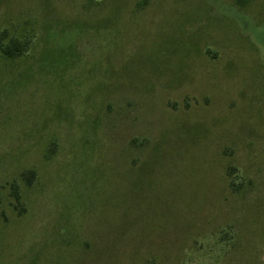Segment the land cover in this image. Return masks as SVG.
Listing matches in <instances>:
<instances>
[{
	"label": "rangeland",
	"instance_id": "obj_1",
	"mask_svg": "<svg viewBox=\"0 0 264 264\" xmlns=\"http://www.w3.org/2000/svg\"><path fill=\"white\" fill-rule=\"evenodd\" d=\"M241 2L0 0L24 46L0 51V264H264V0Z\"/></svg>",
	"mask_w": 264,
	"mask_h": 264
},
{
	"label": "trees",
	"instance_id": "obj_2",
	"mask_svg": "<svg viewBox=\"0 0 264 264\" xmlns=\"http://www.w3.org/2000/svg\"><path fill=\"white\" fill-rule=\"evenodd\" d=\"M238 3L241 4L242 3L241 0H238ZM23 49H24L23 44L15 38L10 39L4 45L3 44L0 45V51L2 55L7 58H14L18 56L23 52ZM30 173L32 174V172ZM29 181H31V179H29ZM14 195L16 200L19 201V195L17 194L16 191L14 192Z\"/></svg>",
	"mask_w": 264,
	"mask_h": 264
}]
</instances>
